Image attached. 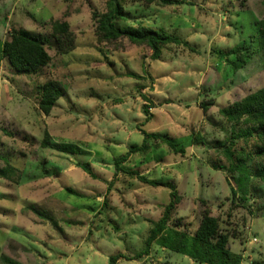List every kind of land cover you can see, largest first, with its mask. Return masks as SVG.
Wrapping results in <instances>:
<instances>
[{
	"label": "rangeland",
	"instance_id": "obj_1",
	"mask_svg": "<svg viewBox=\"0 0 264 264\" xmlns=\"http://www.w3.org/2000/svg\"><path fill=\"white\" fill-rule=\"evenodd\" d=\"M106 1L0 0V42L23 28L44 38L51 56L34 74L0 62V264L2 255L22 264H109L115 254L129 258L116 264H199L156 244L132 259L170 199L169 188L115 169L117 157L141 144L139 128L186 148L175 153L148 139V150L120 163L175 183L179 201L170 222L180 218L193 232L206 207L241 264H264V156H251L232 175L214 167L230 166L226 147L235 160L259 143L239 135L250 124L229 122L219 109L264 86L257 29L264 0H122L128 19L121 24L163 29L188 42L166 44L159 59L126 38L97 42L92 12H103ZM54 21H67L75 35L69 53L56 52ZM243 46V65L233 54H217ZM49 79L66 92L45 115L37 101ZM202 102H209L205 111Z\"/></svg>",
	"mask_w": 264,
	"mask_h": 264
},
{
	"label": "trees",
	"instance_id": "obj_2",
	"mask_svg": "<svg viewBox=\"0 0 264 264\" xmlns=\"http://www.w3.org/2000/svg\"><path fill=\"white\" fill-rule=\"evenodd\" d=\"M146 3L157 2L161 5L174 4L176 0H144ZM103 12H92V18L95 23V36L97 42H112L119 38H126L133 44H145L151 50V59H159L162 49L168 43L188 45L186 40H182L176 35L168 34L163 29H154L143 24H121L119 21L128 19V12L123 6L122 0H107ZM259 33V43L264 49V19L259 20L257 24ZM51 35L55 41L56 52L66 54L74 49L75 35L70 29L67 21H54L52 23ZM45 39L41 38L23 28H14L11 30L9 38L0 42V62L6 58L11 68L17 73L34 74L51 61V56L45 48ZM243 47H234L229 50H218L220 57L234 55L239 65H243L248 56L243 54ZM235 69L238 68L232 62ZM130 76L137 77V74L130 73ZM66 90L58 80L49 79L39 85L38 109L45 115L49 114L55 106L58 98L65 94ZM145 98V96H143ZM209 102H202L201 107L207 110ZM144 113L150 115L148 106H144ZM219 113L227 121L234 124L244 122L251 126L245 128L239 135L245 138L255 136L259 143L254 146L253 151L246 155L237 156L234 160L233 152L230 147H226L224 152L231 160L229 167L219 165L214 166L222 169L232 175L238 170L251 156H264V86L252 93L247 94L240 100L232 102L226 107L219 109ZM139 131L143 135L141 144H131L124 155L114 160L116 171L135 175L142 183L152 186H163L170 189V199L165 204L162 214L157 220L151 221V226L144 241L143 249L132 259L148 254L152 244L173 252L186 255L194 262L199 264H241L242 256L230 249L229 234L219 229L218 219L210 214L208 208L204 207L200 212V218L197 227L193 232H189L186 224L182 223L180 218L172 223L171 217L179 201V194L176 185L171 180L149 179L143 174L131 169L123 168L120 163L125 161L131 153L144 152L148 150V139H159L167 144L175 153L184 154L185 145H182L175 138L167 134L158 132H149L142 128ZM234 137V136H233ZM49 144V135L45 133L42 145ZM60 149L72 152L71 147L63 146ZM87 171V164L78 163ZM264 178V167L259 169ZM120 258H126L122 254H115L109 257V264H116ZM129 259V258H126ZM1 261L6 264H22L21 262L2 255Z\"/></svg>",
	"mask_w": 264,
	"mask_h": 264
},
{
	"label": "crops",
	"instance_id": "obj_3",
	"mask_svg": "<svg viewBox=\"0 0 264 264\" xmlns=\"http://www.w3.org/2000/svg\"><path fill=\"white\" fill-rule=\"evenodd\" d=\"M180 197H182V196L180 195ZM198 222H199V221H198ZM198 222H197V225H198ZM197 225H196V227H197ZM196 227H195V228H196ZM163 249H164V248H163ZM190 261H191V262H193V260H192V259H191Z\"/></svg>",
	"mask_w": 264,
	"mask_h": 264
}]
</instances>
